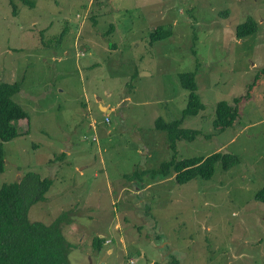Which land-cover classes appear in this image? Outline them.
<instances>
[{"label": "rangeland", "instance_id": "374dc122", "mask_svg": "<svg viewBox=\"0 0 264 264\" xmlns=\"http://www.w3.org/2000/svg\"><path fill=\"white\" fill-rule=\"evenodd\" d=\"M29 1L0 0V84H20L26 113L2 145L0 189L52 181L27 218L69 214L70 264H264V0ZM248 17L257 31L238 39ZM158 26L167 35L151 42ZM188 73L204 109L182 124L197 137L171 148L155 123L181 119ZM239 97L216 127L218 103ZM214 153L239 164L183 185L157 175ZM135 171L147 173L126 179Z\"/></svg>", "mask_w": 264, "mask_h": 264}, {"label": "trees", "instance_id": "16d2710c", "mask_svg": "<svg viewBox=\"0 0 264 264\" xmlns=\"http://www.w3.org/2000/svg\"><path fill=\"white\" fill-rule=\"evenodd\" d=\"M22 2L30 8L34 6L33 1ZM13 13H16L15 7ZM257 27L255 20L248 17L244 24L237 27L236 37L241 39L254 34ZM166 35L163 26H158L150 34V41L161 40ZM181 79L190 91L187 107L183 110L181 119L171 123H164L158 119L155 123L157 128L167 133L171 148L179 141H193L197 137V131L184 129L182 124L185 119L197 116L204 109L199 96L195 94L194 76L188 73L182 75ZM19 90V83L0 84V173L4 169L2 145L19 137L17 122L26 118L23 109L12 100V96ZM240 100V97L233 99L232 106L226 102L218 103L216 127L222 130L230 126L237 116V104ZM105 121L108 123L109 119L106 118ZM216 163H220L223 170H229L239 164V159L232 154L214 153L206 158L172 160L163 163L157 175L167 178L172 169L175 182L183 185L195 178L210 179ZM146 173L135 171L125 177L131 181L136 178L141 180L142 175ZM51 185L50 179L41 178L35 173H27L19 183L4 185L0 189V264H70L68 255L73 245L62 233L63 226L71 224L69 214L61 215L49 226L40 222H30L27 218L29 208L45 200V194ZM255 200L264 204V187L256 193ZM93 246L94 250H100L99 238L94 240ZM169 258L167 264H177L175 256L170 254Z\"/></svg>", "mask_w": 264, "mask_h": 264}, {"label": "crops", "instance_id": "0c3cea01", "mask_svg": "<svg viewBox=\"0 0 264 264\" xmlns=\"http://www.w3.org/2000/svg\"><path fill=\"white\" fill-rule=\"evenodd\" d=\"M101 108H102V107H101ZM105 109L108 110L107 108H105ZM109 112H110V110H108V112H105V113L107 114V113H109ZM138 186H139V185H138ZM137 191L141 193V192L143 191V189L138 188Z\"/></svg>", "mask_w": 264, "mask_h": 264}, {"label": "water", "instance_id": "95a60500", "mask_svg": "<svg viewBox=\"0 0 264 264\" xmlns=\"http://www.w3.org/2000/svg\"><path fill=\"white\" fill-rule=\"evenodd\" d=\"M101 109H104V110H105V112H108V110H106V109H105V108H103V107H102Z\"/></svg>", "mask_w": 264, "mask_h": 264}, {"label": "clouds", "instance_id": "9594fccd", "mask_svg": "<svg viewBox=\"0 0 264 264\" xmlns=\"http://www.w3.org/2000/svg\"><path fill=\"white\" fill-rule=\"evenodd\" d=\"M241 25V24H240ZM139 183H142V182H139Z\"/></svg>", "mask_w": 264, "mask_h": 264}, {"label": "bare ground", "instance_id": "6f19581e", "mask_svg": "<svg viewBox=\"0 0 264 264\" xmlns=\"http://www.w3.org/2000/svg\"><path fill=\"white\" fill-rule=\"evenodd\" d=\"M190 92V91H189Z\"/></svg>", "mask_w": 264, "mask_h": 264}]
</instances>
